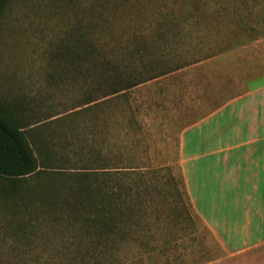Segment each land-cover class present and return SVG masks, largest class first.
Segmentation results:
<instances>
[{"label": "rangeland", "instance_id": "1", "mask_svg": "<svg viewBox=\"0 0 264 264\" xmlns=\"http://www.w3.org/2000/svg\"><path fill=\"white\" fill-rule=\"evenodd\" d=\"M81 27V44L96 48L84 64L78 51L64 54ZM119 65L132 81L158 76L102 97L103 73ZM261 69L264 0H9L0 19V98L24 110L41 175L25 178L17 195L0 179V264L215 258L219 241L186 189L183 133ZM90 97L101 100L84 104ZM89 185L101 189L94 203ZM95 201L108 221L102 238ZM120 207L121 221L111 223Z\"/></svg>", "mask_w": 264, "mask_h": 264}, {"label": "crops", "instance_id": "2", "mask_svg": "<svg viewBox=\"0 0 264 264\" xmlns=\"http://www.w3.org/2000/svg\"><path fill=\"white\" fill-rule=\"evenodd\" d=\"M181 159L191 203L219 241L201 264H264V69L185 129Z\"/></svg>", "mask_w": 264, "mask_h": 264}, {"label": "trees", "instance_id": "3", "mask_svg": "<svg viewBox=\"0 0 264 264\" xmlns=\"http://www.w3.org/2000/svg\"><path fill=\"white\" fill-rule=\"evenodd\" d=\"M108 0H99V5L105 6V2ZM104 2V3H103ZM9 3V0H0V19L3 16V13L7 7V4ZM83 27L80 28V35L78 37V45H67L65 47L64 54L69 56L73 51H78L76 58L79 59V63L84 64L86 58L84 54L90 53L93 54L96 52V48L92 45V48L90 50L85 49L84 42L81 44V39L86 35L82 31ZM86 37V36H85ZM81 55H83V58L81 59ZM89 61V59H88ZM106 62L103 61V65H107ZM107 68V67H106ZM116 70L114 73H103V83L101 84V87H108V91L105 92L102 97L110 96L119 94L120 92H123L124 90H127L128 88H131L139 83L148 81L152 78L157 77L155 76H149L144 79H141L139 81H132L133 77L127 76L125 77L124 74L121 71V66H116ZM106 71V70H105ZM111 79L112 82L109 81ZM129 80V81H128ZM127 81V82H126ZM126 84L124 85V83ZM101 97L93 99V97H90L86 100L84 104H90L93 102H98ZM27 122L26 117L24 116V110H22L18 105L10 102L4 101L2 98H0V179L6 180V183L3 185V191L5 192H11L14 195H17L19 192H21L24 188L25 178H28L30 176H40V164L39 160L31 146L28 134H27ZM89 197L92 199L91 202L94 203V194L99 191L101 193L100 188L91 189V186L89 185ZM97 189V190H96ZM116 198L119 196L116 194ZM36 196V195H35ZM92 196V197H91ZM99 199H96V201ZM93 204V210L96 211V217H93V220L96 223V229L98 230L97 235L99 238H102L104 235L108 234V221H104L102 223L98 215L101 213H105V209L103 208L102 204V210L96 205ZM101 202V201H99ZM98 208V209H97ZM96 209V210H95ZM120 209V210H119ZM117 212L115 210L108 219H111V223H118L121 221L120 217L124 213L122 211V208L120 207ZM132 210V209H129ZM128 210V211H129ZM107 214V212H106ZM103 225V226H102ZM104 228V229H103ZM126 235V234H125ZM123 233L120 234V240L118 241L119 244L122 241Z\"/></svg>", "mask_w": 264, "mask_h": 264}]
</instances>
